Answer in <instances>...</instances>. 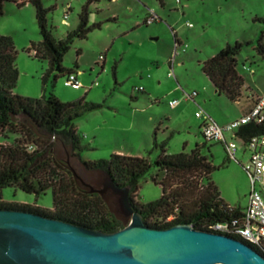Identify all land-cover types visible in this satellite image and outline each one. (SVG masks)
Instances as JSON below:
<instances>
[{"label": "rangeland", "instance_id": "374dc122", "mask_svg": "<svg viewBox=\"0 0 264 264\" xmlns=\"http://www.w3.org/2000/svg\"><path fill=\"white\" fill-rule=\"evenodd\" d=\"M85 3L44 0L47 8L53 7L48 22L55 37L65 38L77 28ZM150 10L161 20L147 25L144 21ZM91 12L90 23L101 22L102 27L87 38H75L63 60L65 68L79 73L84 85L73 88L65 84L67 75L57 71L44 81L49 61L29 51L33 42L42 40L35 7L6 2L0 35L11 36L18 50L20 75L14 93L25 97L53 93L64 102L85 97L102 104L76 124L85 147L81 155L87 161L120 153L155 162L164 143L167 153H190L200 145L201 153L216 167L211 178L222 198L230 206L245 208L251 183L243 164L249 152L239 138L226 134L239 145L237 159H230L223 142L204 137L203 119L196 112L205 111L225 125L246 113L248 97L264 88V55L258 49L260 44L264 46V21L258 19L264 17V0H99L91 5ZM177 40L180 46L176 48ZM237 41L251 44L237 57L245 84L240 100L232 101L216 92L203 64L227 43ZM100 55L105 56L103 64ZM193 93H197L195 99H186V94ZM172 100L180 101L175 108L169 105ZM0 140L4 138L0 136ZM98 173L91 181L94 188H101L103 173ZM154 174L152 169L141 179L137 203L162 196V186L155 183ZM104 198L113 213L129 224L130 219L119 209L117 195L108 191ZM0 200L53 209L52 190L36 195L6 187L0 191Z\"/></svg>", "mask_w": 264, "mask_h": 264}, {"label": "trees", "instance_id": "16d2710c", "mask_svg": "<svg viewBox=\"0 0 264 264\" xmlns=\"http://www.w3.org/2000/svg\"><path fill=\"white\" fill-rule=\"evenodd\" d=\"M8 1L18 6L31 4L36 9L42 40L33 42L29 51L49 61L44 81L53 71L62 75L77 72L63 66L64 56L75 38H87L91 31L102 27L101 22L90 23L91 5L99 0H86L79 14V25L62 39L55 37L49 27L48 14L53 7L47 8L44 0H0V19ZM258 19L264 21V17ZM250 44V41L227 43L203 64L216 92L232 101L240 100L245 84L237 57L242 48ZM258 49L264 55L262 44ZM17 55L14 39L0 35V136L4 138L0 144V191L17 187L40 195L52 190L53 209L1 200L0 209L30 211L104 232L124 228L127 224L113 213L105 198L82 183L78 177L82 170L108 174L117 186L129 187L134 208L146 225L153 228L192 224L196 229L209 231L210 224L228 221L243 209L230 206L222 198L211 178L216 167L201 153L200 145L190 153H167L164 143L163 152L155 162L145 156L120 153L108 159L84 160L81 154L85 147L81 145L76 124L102 104L89 102L85 97L64 102L53 93L40 97L14 93L20 75ZM237 134L243 140L264 135V122L245 124ZM152 169H155L153 180L162 186L163 194L155 201L137 203L139 183ZM255 250L264 256L260 250Z\"/></svg>", "mask_w": 264, "mask_h": 264}, {"label": "water", "instance_id": "95a60500", "mask_svg": "<svg viewBox=\"0 0 264 264\" xmlns=\"http://www.w3.org/2000/svg\"><path fill=\"white\" fill-rule=\"evenodd\" d=\"M117 195L129 224L114 232L77 225L25 210L0 209V264H264V256L232 236L192 224L153 228L105 174L102 188Z\"/></svg>", "mask_w": 264, "mask_h": 264}, {"label": "built area", "instance_id": "2783aa9c", "mask_svg": "<svg viewBox=\"0 0 264 264\" xmlns=\"http://www.w3.org/2000/svg\"><path fill=\"white\" fill-rule=\"evenodd\" d=\"M68 17L69 12L67 11L64 16V22L67 23ZM159 20L161 18L158 14L150 10L144 23L150 25ZM175 46L176 48L180 46L178 40ZM32 54H35V51ZM99 59L103 64L105 56L100 55ZM65 84L73 88H84V85L78 78V72L68 74ZM196 94H186V99H195ZM179 102L178 100H172L169 105L175 108ZM196 116L203 119L201 128L204 137L208 141L223 142L230 159H237L239 145L233 138L228 140L226 134H231L233 137L239 138L245 150L249 152V159L247 163L243 164L251 183V192L247 206L230 220L212 223L208 229L211 232L236 237L264 254V135H257L248 140H243L237 134L239 129L245 124L264 122V91L256 96L253 107L250 110L244 113L239 119L225 125L218 124L205 111L196 112Z\"/></svg>", "mask_w": 264, "mask_h": 264}, {"label": "flooded vegetation", "instance_id": "af4514ba", "mask_svg": "<svg viewBox=\"0 0 264 264\" xmlns=\"http://www.w3.org/2000/svg\"><path fill=\"white\" fill-rule=\"evenodd\" d=\"M81 174H82L81 176H79L78 174L77 175L80 178V180L82 181V183L85 186H87V187L88 186L91 187V189H92L93 185H92L91 181H92L93 178L99 177V173L97 171L95 172V171H84V170H82ZM101 179H102L101 180V188H102L104 183H105V175H104V173H103V176H102Z\"/></svg>", "mask_w": 264, "mask_h": 264}, {"label": "crops", "instance_id": "0c3cea01", "mask_svg": "<svg viewBox=\"0 0 264 264\" xmlns=\"http://www.w3.org/2000/svg\"><path fill=\"white\" fill-rule=\"evenodd\" d=\"M78 75H79V73H78ZM78 78H79V76H78ZM264 91V88L261 90V91H259L258 93H252L249 97H248V100H249V108H248V110H250L252 107H253V104H254V99L256 98V96H258L259 94H261L262 92ZM247 110V111H248ZM246 111V112H247ZM198 112V111H197ZM229 123V122H228ZM227 124V123H226ZM4 142V140H0V144L1 143H3ZM234 207H237V206H234Z\"/></svg>", "mask_w": 264, "mask_h": 264}]
</instances>
